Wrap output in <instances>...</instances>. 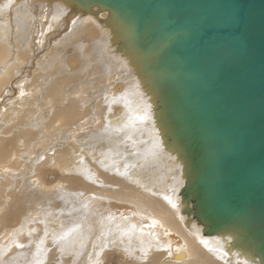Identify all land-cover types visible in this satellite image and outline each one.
Wrapping results in <instances>:
<instances>
[{"label":"bare ground","instance_id":"obj_1","mask_svg":"<svg viewBox=\"0 0 264 264\" xmlns=\"http://www.w3.org/2000/svg\"><path fill=\"white\" fill-rule=\"evenodd\" d=\"M108 16L0 0V264H261L183 198L184 159Z\"/></svg>","mask_w":264,"mask_h":264},{"label":"water","instance_id":"obj_2","mask_svg":"<svg viewBox=\"0 0 264 264\" xmlns=\"http://www.w3.org/2000/svg\"><path fill=\"white\" fill-rule=\"evenodd\" d=\"M68 1L108 11L206 233H236L264 264V0Z\"/></svg>","mask_w":264,"mask_h":264},{"label":"rangeland","instance_id":"obj_3","mask_svg":"<svg viewBox=\"0 0 264 264\" xmlns=\"http://www.w3.org/2000/svg\"><path fill=\"white\" fill-rule=\"evenodd\" d=\"M53 40H56V39H53ZM53 42H55V41H53ZM52 42V43H53ZM50 44L49 45V47L47 48V50L49 49H51L52 48V50L55 48V47H53V45L54 46H56V43H53V44ZM73 48L75 49V51L76 52H78V53H81L82 51H84V48H81L79 45H76V46H73ZM51 50V51H52ZM56 52V49L54 50V53ZM46 59V61H49L50 59H51V56H49L48 58H45V53H39L38 54V56L36 57V60H35V63H34V66H33V70L36 68V66H38V67H42V68H44L45 69V66L44 65H41L40 64V62H42V61H44ZM65 71V70H64ZM40 73L41 74H43V78H47L49 75H51V74H53V70L52 71H50V70H48L47 72H45L44 70L43 71H40ZM60 74V73H59ZM54 76V75H53ZM50 140V139H49ZM48 145H50V144H46L45 146L47 147ZM48 147L47 148H45L44 149V151H46V152H48ZM50 177L52 178V175H50ZM115 250V249H114ZM118 250H120L119 248H118ZM116 255H118V253H116ZM58 257H59V255H58Z\"/></svg>","mask_w":264,"mask_h":264}]
</instances>
